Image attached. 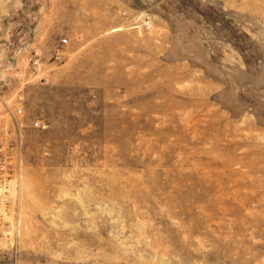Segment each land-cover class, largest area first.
<instances>
[{
	"label": "rangeland",
	"instance_id": "1",
	"mask_svg": "<svg viewBox=\"0 0 264 264\" xmlns=\"http://www.w3.org/2000/svg\"><path fill=\"white\" fill-rule=\"evenodd\" d=\"M0 147V264H264V0H0Z\"/></svg>",
	"mask_w": 264,
	"mask_h": 264
},
{
	"label": "built area",
	"instance_id": "2",
	"mask_svg": "<svg viewBox=\"0 0 264 264\" xmlns=\"http://www.w3.org/2000/svg\"><path fill=\"white\" fill-rule=\"evenodd\" d=\"M150 27H151V26H150L149 22H147V28H150ZM64 42H67V41L64 40ZM22 112H23V110H22L21 108L17 109V111H16V113H17V114H16V117H17V115L22 114ZM14 120L16 121L17 125H19V126H23V123H21V122L18 121L17 119H14ZM42 126H43V125H42V123H41V120H39V119L35 120V121L32 123V127H34V128H40V127H42ZM2 149H3V148L0 147V152H2V151H1ZM2 156H3L4 158H6V156H5L4 153H2ZM5 166H6V160L4 159V163H3V165L1 166V168H4ZM0 183L3 184V185H0V204L8 205L9 198H8V189H7V186H6V184L2 183L1 181H0ZM9 193H10V192H9ZM0 220H2V219L0 218ZM11 228H12V227L8 226V227L6 228V231H4L3 233H0V234H5V235H9V234H11V233H12ZM9 229H10V230H9Z\"/></svg>",
	"mask_w": 264,
	"mask_h": 264
}]
</instances>
